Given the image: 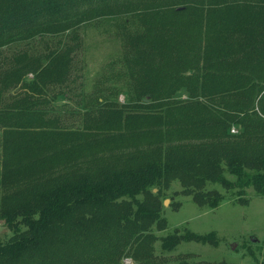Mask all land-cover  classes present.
Returning <instances> with one entry per match:
<instances>
[{
	"label": "trees",
	"instance_id": "trees-1",
	"mask_svg": "<svg viewBox=\"0 0 264 264\" xmlns=\"http://www.w3.org/2000/svg\"><path fill=\"white\" fill-rule=\"evenodd\" d=\"M102 22L127 46L104 75L124 102L75 91L79 29ZM222 160L220 183L264 190V0H0V264H150V189Z\"/></svg>",
	"mask_w": 264,
	"mask_h": 264
},
{
	"label": "rangeland",
	"instance_id": "rangeland-1",
	"mask_svg": "<svg viewBox=\"0 0 264 264\" xmlns=\"http://www.w3.org/2000/svg\"><path fill=\"white\" fill-rule=\"evenodd\" d=\"M107 28L108 22H102L86 24L79 29L82 50L75 60V91L92 93L99 86H111L116 90L113 91L115 98L124 102L129 92L127 86L121 83L122 80L115 77L107 80L106 77L117 68L112 66V62L123 55L127 46L122 37L113 33L114 30L107 33ZM54 41L46 37L28 46L16 48L15 44L6 53L16 54L17 50L28 47L42 51ZM15 93L14 90L9 95ZM237 163L249 172L260 167L254 159ZM205 169L206 176L201 168L185 172L170 167L161 185L150 189L159 216L165 220L161 228L155 224L151 226V232L157 239L153 243L150 264H264V190L252 185L239 190L220 183V176L230 182L235 180L225 160L209 164ZM194 180L200 183L195 184ZM197 194L203 196L207 203L198 204L194 199ZM208 202L216 204L209 206ZM188 232L206 239L182 240L170 247L167 245L173 236ZM11 235L12 230L0 220V241H6ZM120 261V264L140 262L132 256L123 257Z\"/></svg>",
	"mask_w": 264,
	"mask_h": 264
}]
</instances>
